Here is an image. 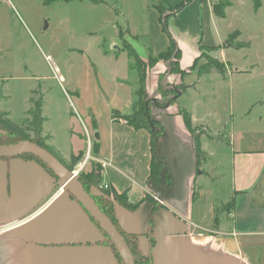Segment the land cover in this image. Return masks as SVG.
Returning <instances> with one entry per match:
<instances>
[{"label": "crops", "instance_id": "0c3cea01", "mask_svg": "<svg viewBox=\"0 0 264 264\" xmlns=\"http://www.w3.org/2000/svg\"><path fill=\"white\" fill-rule=\"evenodd\" d=\"M90 1L94 5L103 2V0ZM148 1L155 10L158 23L159 15L155 7L158 0ZM263 1L261 0L260 7L255 11L263 8ZM162 2L163 6L167 7L174 8L178 5L169 2V0H162ZM190 2L180 10L174 9L171 13L166 11L162 15L166 25L168 23L171 28L175 50H178L179 53L178 71L168 72L167 60L158 59L151 66L148 63L150 57H156L169 46V38L161 31V26L159 27L160 36L153 38L151 45L147 43L145 55H139L128 44H122L126 49H129L126 54L128 57L120 67L122 73L115 77L111 75L109 81L112 83V88L114 84L122 86L125 93L122 91L119 94L112 91L108 100L102 94V101L106 102L104 104L106 108L104 121L100 122L97 119L99 117L96 112L84 111V114L88 115L92 134L95 136V141L91 146L93 152L88 150L89 157L85 163L90 159L91 162L100 165L102 174L100 183L108 184L109 196L125 209L135 211L145 201L154 203L155 195L151 191L152 185L149 184V181H157L148 179L153 154L150 133L143 128H133L126 123L123 117L134 111L133 106L139 98L140 72L137 59L141 60L145 64L143 89L145 110L150 112L152 107L156 108L152 99H155L157 103L158 99H162L160 86L165 88L166 85H173L180 90L179 94L175 92V99L163 112L173 117L175 131L189 142L195 157V172L187 179L186 200L162 203V206H165L185 223L184 236L192 244L223 255L236 257L245 264H264V113H258L256 121L249 117L252 112L248 111V108L251 110L252 105L257 103L261 105V109L264 108V90L261 91L260 97L254 99L251 96H244V101L246 102L248 99L249 101H247L245 110L242 111L240 104V101H243L240 97L242 85L238 82L234 83L235 94L239 98L241 110H238L237 115L239 116L230 122L231 127L228 129V121L224 117L211 113L210 108H207L210 102L216 100L214 87L204 89L201 86L203 73L213 67L218 69L221 74L225 73L224 77H230L234 72H246L248 69H243L246 65L238 67L239 63H235V59H230L227 56V51L248 47L250 40L238 39L240 37L239 30H233L227 32L225 36L219 33L218 42L214 41L211 23L215 31L218 32L219 21L225 19V11L232 6L231 3L224 9L223 15H216L210 0H191ZM234 31H238L236 40L239 42L237 43L246 42V46L236 47L226 44L227 37ZM121 33L124 36L125 31L120 28L115 35L117 37L111 39V44H115L117 39L123 42ZM131 35V37L138 36L135 33ZM216 47L217 49L214 50L209 49ZM204 48H208V53L219 50L220 60L215 58L218 60L217 65L206 67L201 63L197 67V60L200 61L198 56ZM104 50L108 53L107 57L113 59L114 50ZM249 66L251 69L254 68V64H249ZM133 71L134 73L131 74ZM194 73L196 78L189 82L183 80L184 77H190ZM162 79H164V84L161 82ZM105 83L108 81L105 80ZM99 89L106 90L102 81L99 84ZM166 90L169 89L166 88ZM187 92L192 93L191 98L195 97V100L190 105L180 107L177 99ZM149 102L152 103V107L148 106ZM156 109L157 112L152 116L163 115L159 108ZM183 112H186L190 117L192 132L184 124ZM43 119L45 122L46 118L43 117ZM155 124L158 123H154V126ZM158 126L161 132L162 127L160 124ZM41 136L48 138L50 134L43 129ZM223 137H229V142L232 143L231 186L230 192L219 193L220 205L217 207L215 204L217 191L215 187L207 185L211 178L208 162H210L216 145ZM48 141L49 138L46 141L44 139L47 147L50 146ZM46 150L63 165H67L49 148ZM79 152L82 156L84 155L82 150L72 154L77 155ZM72 154L66 157L68 165ZM80 160L77 163L78 166L81 164ZM36 161L40 163L39 166L33 162V158H0V171L4 168L5 173V179L4 175L0 174V226L7 228L0 236L30 220L58 194V188H53L55 178L53 171L41 159ZM200 178L205 182L199 181ZM167 180L169 183L170 180L168 178ZM120 194L124 195V202L116 197ZM116 213L119 217L117 210ZM17 218L20 219L14 220ZM15 241L7 244L0 238V264H19L23 261L22 256L27 242L22 243L19 239Z\"/></svg>", "mask_w": 264, "mask_h": 264}, {"label": "rangeland", "instance_id": "374dc122", "mask_svg": "<svg viewBox=\"0 0 264 264\" xmlns=\"http://www.w3.org/2000/svg\"><path fill=\"white\" fill-rule=\"evenodd\" d=\"M182 1L169 0L176 4ZM210 3L216 15H223L229 3L232 5L225 11V19L219 21L218 32L211 23L215 42L219 40V33L225 36L233 30H239L238 39L250 40L248 47L227 51V56L239 63L238 67L246 65L243 68L248 69L246 72H234L232 76L224 77L225 73L221 74L213 67L201 77L204 89L213 86L215 90L216 100L210 102L207 108H210L211 113L224 117L229 129L230 122L239 116L238 110L242 107L244 111L247 106L249 99L245 102L244 96L254 99L260 97L264 90V1L259 11H255L251 0H210ZM163 7L165 12L174 11L171 6ZM160 26L148 0H103L97 5L90 0H0V112H5L12 122L27 129L32 119L31 112L37 103H41V115L46 118L42 128L50 134L48 148L65 164L69 163L66 160L68 155L78 150L84 151L79 162L81 164L72 168L79 169L88 150L93 152L91 146L95 141L88 115L84 111L92 110L100 122L105 120L106 102L102 101V94L108 100L112 91L125 93L122 86L115 84L113 90L109 81L111 75L115 77L122 73L120 67L128 57L126 54L129 49L122 44H128L139 55H145L147 43L151 45L152 39L160 36L161 31L167 36ZM166 26L173 37L169 24ZM120 28L125 31L124 36L121 33L123 42L117 39L115 44H111V39L117 37L115 35ZM132 33L138 36L131 37ZM236 37H232L229 44L239 42ZM104 49L114 50L113 59L107 57L108 53ZM219 55V50L208 53V49L204 48L198 56L200 61L197 60V67L201 63L206 67L214 65V61L220 60ZM172 60L169 62L170 69ZM249 64H254V68H249ZM194 78L195 73L183 80L189 82ZM101 81L106 90L99 89ZM236 82L242 85L241 107L235 94ZM159 90L162 93V99H158L160 105L176 94L175 90L167 91L162 86ZM191 97L192 93H185L177 99L178 105L192 104L195 97ZM149 103L148 106L152 107V103ZM260 106L257 103L252 105L251 110L248 108L252 112L250 118L257 121V114L264 113V108ZM155 112L157 109L152 107L148 114L152 117ZM27 132L31 137L34 136L31 130ZM0 135H3L0 136L2 144L20 140L5 133ZM48 138L42 137L45 141ZM231 149L229 137L221 138L208 162L211 178L207 185L215 187L218 192L215 199L217 207L220 205L219 193L230 192ZM91 165L89 159L80 171H87ZM199 181L205 182L202 178Z\"/></svg>", "mask_w": 264, "mask_h": 264}, {"label": "water", "instance_id": "95a60500", "mask_svg": "<svg viewBox=\"0 0 264 264\" xmlns=\"http://www.w3.org/2000/svg\"><path fill=\"white\" fill-rule=\"evenodd\" d=\"M173 57L174 55L167 60L168 72L171 71L169 62ZM161 82L163 84L164 79ZM165 88L173 89L177 94L180 92L173 85ZM175 97L176 95L163 105L158 104L155 99L152 102L163 112ZM153 123L162 127L159 136L155 138L153 150V155L161 164L159 177L157 182L149 181L155 195L154 203L145 201L135 211H129L94 185L90 187V192L113 201L121 226L126 233L137 236L142 245L148 246L147 235L153 239L150 251L152 264H245L236 257L192 244L184 236L185 223L162 206V203L186 200L187 179L195 172V157L189 142L175 131L172 116L163 112V115L150 117L152 133L155 131ZM4 133L5 130L0 126V134ZM25 154L33 156V162L38 166L40 163L36 160L41 159L53 171V188H58V194L30 220L0 236L7 244L18 239L22 243L27 242L23 261L19 264H119L112 248L100 243L103 238L91 220V215L111 235L126 264H133L121 236L95 205L91 193L84 189L78 179V172L66 168L49 151L32 140L0 143V158H22ZM0 174L5 179L4 168ZM53 176L51 175L52 178ZM167 178L169 183L166 182Z\"/></svg>", "mask_w": 264, "mask_h": 264}, {"label": "trees", "instance_id": "16d2710c", "mask_svg": "<svg viewBox=\"0 0 264 264\" xmlns=\"http://www.w3.org/2000/svg\"><path fill=\"white\" fill-rule=\"evenodd\" d=\"M191 0H183L180 4L176 5L174 7V9L180 10L181 8L184 7L185 4H187L188 2H190ZM252 4H253V8L254 9H258L260 7V0H251ZM162 0H158V3L156 4V9L159 15V22L161 23V29L167 34L168 38H169V46L162 52H160L159 54H157L156 57H150L148 59V63L149 65H153L158 59H163V60H167L173 53L174 57L173 60L171 62V71H178L179 70V66H178V50H175V42L173 40V38L170 36L167 26H166V21L162 18V14L165 12V8L162 5ZM215 11V8H214ZM216 13V11H215ZM217 15H222V14H217ZM161 18L163 21H161ZM167 19V18H166ZM238 35L237 31L232 32L231 34H229V36L226 39V44H229V40L232 37H236ZM247 44H243V43H235L236 47H243L246 46ZM208 49V48H207ZM209 49H217L216 48H209ZM213 64L217 65L218 62L214 61ZM137 66L139 68V72H140V89H139V98L138 101L136 102L135 106H133L134 111L131 114H127L124 115V120L126 121L127 124L133 126V128L135 129H146L147 131H149L150 136H151V148L152 150H154L155 148V138L159 136L160 130H159V126L158 124H155V131L152 133L150 131V119L148 118V116L146 115L147 111L144 108V102H143V98H144V94H143V89H144V67L145 64L144 62H142L141 60L137 59ZM32 113V119H31V123L30 126L31 128H23L22 126H20L17 123L12 122L7 116L5 112H0V124L3 125L6 129H8L12 134H14L15 136H18L20 139H26V140H32L34 142H36L39 146H42L45 149H48L47 145L44 143V140L41 137V132H42V123L44 121L42 115H41V103H37L34 110L31 112ZM183 116V120H184V124L186 126V128L189 131H193L192 125H191V120L189 115L186 112L182 113ZM27 130H31L34 133V138L31 137L29 135V132H27ZM82 157V154L79 152L77 155L72 154L70 157V165H69V169L72 170L73 166H75L78 161L80 160V158ZM161 168V164L160 162L155 158V156L152 154L151 157V162H150V171H149V180L152 181H157L158 177H159V170ZM81 172V171H80ZM82 173V178L83 181L92 185H96V184H100L101 179H102V174H101V167L98 163L93 162L92 161V165L90 167V169H88L87 171H83ZM106 191L107 194H110V190L109 189H104ZM116 197L124 202V195L120 194V195H116ZM148 199H150L149 197H147Z\"/></svg>", "mask_w": 264, "mask_h": 264}, {"label": "flooded vegetation", "instance_id": "af4514ba", "mask_svg": "<svg viewBox=\"0 0 264 264\" xmlns=\"http://www.w3.org/2000/svg\"><path fill=\"white\" fill-rule=\"evenodd\" d=\"M148 112L149 111L146 112L147 113L146 115L150 119V116H149ZM0 126L2 127V129L5 130V135L12 136L14 139H20L18 136H15L14 134H12L3 125L0 124ZM0 136H3V135H0ZM23 157L33 158V156L28 155V154L23 155ZM2 158H9V157H2ZM69 165L67 164V165H64V166L69 169ZM69 170H71V169H69ZM79 173L80 172H78V174ZM78 179L83 184L84 189L88 193H91L90 192V187L92 186V184L84 182L83 178H82V176L80 174H79ZM167 181L168 180L166 179V182ZM94 186H96L99 191H102L103 193H106V191L100 187V184H96ZM91 195H92V199H93L95 205L107 216V218L109 219L110 224L113 226L115 231H117V233L121 236L123 242L125 243L128 251H129L132 263L133 264H152V257H151V252L150 251H151V248H152V246L154 244L153 239L147 235V237H148V246L145 247L144 245H142V243L137 238V236L130 235V234L126 233V231L123 229V227L121 226V224L119 222V217H118V215L116 213V210H115V208L113 206L112 201L107 200L105 198H102L99 195H93L92 193H91ZM90 217H91V220L93 221V223L96 225L97 229L100 231L101 236L103 238L100 241V243L112 248V250L114 251V254H115V256H116V258H117V260L119 262V264H126L123 255H121V253L117 249L115 242L112 240L111 235L107 232L105 227H103L101 222L99 220H97L95 217H93L92 215Z\"/></svg>", "mask_w": 264, "mask_h": 264}, {"label": "built area", "instance_id": "2783aa9c", "mask_svg": "<svg viewBox=\"0 0 264 264\" xmlns=\"http://www.w3.org/2000/svg\"><path fill=\"white\" fill-rule=\"evenodd\" d=\"M88 157H89V155L86 156V158H85V160H84L82 166H80L79 169L74 170L75 172H80V169L83 167V165H84L85 161L88 159ZM103 165H105V163H103ZM100 187H101L102 189H108V188H109V186H108L107 183H103V184L100 183ZM6 229H7L6 227L0 226V234L3 233L4 231H6Z\"/></svg>", "mask_w": 264, "mask_h": 264}]
</instances>
